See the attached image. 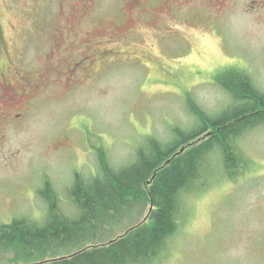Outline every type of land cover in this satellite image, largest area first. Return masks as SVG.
I'll return each mask as SVG.
<instances>
[{"label":"rangeland","instance_id":"rangeland-1","mask_svg":"<svg viewBox=\"0 0 264 264\" xmlns=\"http://www.w3.org/2000/svg\"><path fill=\"white\" fill-rule=\"evenodd\" d=\"M85 1L0 0V73L19 91L16 71L48 80L11 105L19 120L0 122V226L21 217L46 224L40 195L46 178L63 215H79L71 189L76 176L98 174V148L120 170L135 162L147 137L170 142L172 127L194 124L187 93L220 112L230 103L215 83L224 72L245 71L264 91L260 0H92L87 7ZM81 59L79 79L70 82ZM241 146L256 170L194 199L168 254L152 264H264V127ZM151 210L135 204L91 245L120 237ZM14 257L0 251V264L24 263Z\"/></svg>","mask_w":264,"mask_h":264},{"label":"trees","instance_id":"trees-1","mask_svg":"<svg viewBox=\"0 0 264 264\" xmlns=\"http://www.w3.org/2000/svg\"><path fill=\"white\" fill-rule=\"evenodd\" d=\"M215 83L230 100L223 110L212 114L187 93L185 108L193 126L172 127L168 143L147 137L128 167L116 170L104 149L98 148V174L87 181L74 179L70 201L79 211L76 217L63 215L53 184L46 178L40 195L48 208V221L37 227L21 217L2 224L0 251L14 254L23 264H152L166 256L170 242L191 216L194 199L211 186L234 183L256 170L241 142L264 127V91L250 74L235 69L224 72ZM142 203L152 208L148 218L120 237L91 245V238ZM83 243L86 246L72 255L55 257Z\"/></svg>","mask_w":264,"mask_h":264},{"label":"flooded vegetation","instance_id":"flooded-vegetation-1","mask_svg":"<svg viewBox=\"0 0 264 264\" xmlns=\"http://www.w3.org/2000/svg\"><path fill=\"white\" fill-rule=\"evenodd\" d=\"M92 0H86L85 6H88V3L91 4ZM261 4H259V7L264 6V0H260ZM135 3V0L133 1ZM215 3L218 1H214ZM213 4L212 7L216 12H220L221 5L220 4ZM57 32H65L60 29H56ZM1 50V48H0ZM122 53V52H120ZM49 59H53L51 56ZM84 59H81L75 63L73 68L71 69L72 76H70L71 81L70 82H77L78 77H76L75 73L77 70H80L85 65ZM15 79L18 81V84L20 85L21 90H16L13 88V83L6 78L4 73H0V81H8V83L4 84L3 86H0V122L5 121L7 122L10 118V121L12 119L19 120L21 117L20 112L13 114L12 112H9V108H11V105H15L16 103L19 104L21 101L25 100V97L29 95L30 93H37L42 91V86L45 85L47 78L42 74L41 77L37 78V75L33 76L29 73H22L20 71H16L14 73ZM16 122V121H15Z\"/></svg>","mask_w":264,"mask_h":264}]
</instances>
